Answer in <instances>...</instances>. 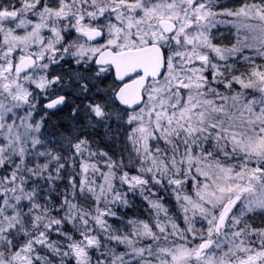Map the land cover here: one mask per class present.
<instances>
[{"label": "snow or ice", "instance_id": "6c2138e0", "mask_svg": "<svg viewBox=\"0 0 264 264\" xmlns=\"http://www.w3.org/2000/svg\"><path fill=\"white\" fill-rule=\"evenodd\" d=\"M0 264H264V0H0Z\"/></svg>", "mask_w": 264, "mask_h": 264}]
</instances>
